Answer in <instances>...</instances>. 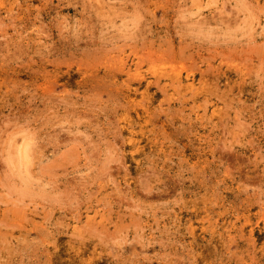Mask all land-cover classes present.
Segmentation results:
<instances>
[{
  "label": "rangeland",
  "instance_id": "rangeland-1",
  "mask_svg": "<svg viewBox=\"0 0 264 264\" xmlns=\"http://www.w3.org/2000/svg\"><path fill=\"white\" fill-rule=\"evenodd\" d=\"M0 223V264H264V0H0Z\"/></svg>",
  "mask_w": 264,
  "mask_h": 264
},
{
  "label": "bare ground",
  "instance_id": "bare-ground-1",
  "mask_svg": "<svg viewBox=\"0 0 264 264\" xmlns=\"http://www.w3.org/2000/svg\"><path fill=\"white\" fill-rule=\"evenodd\" d=\"M259 6H261V5H259ZM240 10V9H239ZM139 14V13H138ZM248 16H246V18H247ZM238 18V17H237ZM199 21V20H198ZM201 23H202V21H201ZM251 25V24H250ZM262 25H263V22H262ZM248 30V29H247ZM262 45V44H261ZM244 51H246V50H244ZM189 56V55H188ZM250 57V56H249ZM248 57V58H249ZM106 60V59H105ZM200 60V59H199ZM243 60V59H242ZM202 61V60H201ZM261 62V61H260ZM196 63V62H195ZM260 64V63H259ZM208 67V66H207ZM215 70V69H214ZM116 120V119H115ZM129 125V124H128ZM125 131H127V130H125ZM127 134V133H126ZM23 150V149H22ZM24 151H25V149H24ZM103 201H104V199H103ZM24 210V209H23ZM1 224V223H0ZM14 226V225H13ZM3 242V241H2Z\"/></svg>",
  "mask_w": 264,
  "mask_h": 264
}]
</instances>
